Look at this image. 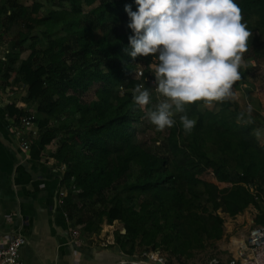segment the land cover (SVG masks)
Returning <instances> with one entry per match:
<instances>
[{"label": "trees", "instance_id": "16d2710c", "mask_svg": "<svg viewBox=\"0 0 264 264\" xmlns=\"http://www.w3.org/2000/svg\"><path fill=\"white\" fill-rule=\"evenodd\" d=\"M50 1L53 8L40 16L42 3L0 0V38L18 27L10 49L22 52L29 43L17 76L27 87V102L36 100L38 138L30 146L32 156L57 135L69 137L59 140L55 155L66 165L68 194L62 209L69 219L88 233H98L103 221H117L125 233L116 236V246L124 250L129 238L127 255H133V241L140 238L145 248L163 247L179 264H190L220 241L224 217L234 218L249 205L258 213L255 223L264 225L259 203L264 144L256 136L258 105L254 90L246 86L247 68H241L235 86L244 87L252 116L229 100L213 102L217 112L203 110L197 101L186 106L187 116L197 121L191 133L184 132L181 114L174 116L172 128L157 131L146 115L158 103L155 92L134 78L139 65L145 67L144 78L152 77L156 57L128 55L133 33L124 8L136 11L135 0H97L86 12V0ZM235 2L253 34L244 59L259 63L264 60V0ZM35 29L40 30L34 36ZM16 63V58L7 62ZM140 82L152 93L147 108L133 99ZM93 87L94 99L85 102ZM52 111L55 126L48 124Z\"/></svg>", "mask_w": 264, "mask_h": 264}, {"label": "clouds", "instance_id": "9594fccd", "mask_svg": "<svg viewBox=\"0 0 264 264\" xmlns=\"http://www.w3.org/2000/svg\"><path fill=\"white\" fill-rule=\"evenodd\" d=\"M138 8L124 11L131 51L128 55L156 57L152 64L155 91L162 99L147 111L157 131L172 128L179 116L185 133L197 121L186 114V106L197 101L222 103L235 96L234 85L246 67L244 53L252 32L243 22L235 0H135ZM135 103L147 108L152 103L150 88L137 84ZM250 114L252 105L247 109Z\"/></svg>", "mask_w": 264, "mask_h": 264}, {"label": "crops", "instance_id": "0c3cea01", "mask_svg": "<svg viewBox=\"0 0 264 264\" xmlns=\"http://www.w3.org/2000/svg\"><path fill=\"white\" fill-rule=\"evenodd\" d=\"M6 39V35L0 38V104L2 106L0 110V239L18 234L24 237L26 242L19 251L22 264H115L132 259L135 254L119 255L103 250L97 239L90 236L96 231L94 233L84 231V225H78L74 220L69 219L62 205H58V192L64 189L65 200L68 189L64 177L66 165L58 162L55 155L60 148L59 140L69 138L68 135L64 133L57 135L37 157H33L30 150L21 149L18 139L11 133L8 126L9 117H6L10 109H14L15 113L19 111L25 114L31 113L35 116V121L38 113L36 100L27 102V87L19 82L17 76L20 62L30 53L27 49L28 45L22 52L17 48L12 50L9 46L13 40ZM39 39L43 40L42 37ZM26 51L28 54L22 57ZM12 58H16L17 63L9 66L7 62ZM139 68L143 71L145 67L139 65L137 70ZM151 88L155 92V88ZM94 90L95 87L89 91H93V97L89 100L85 99L89 92L84 95L85 102L94 99ZM52 113L53 111L49 113L51 118L48 124L55 126L57 121L51 116ZM34 130L36 135L24 134L30 146L38 138L35 124ZM219 187L221 188L222 185ZM74 202L78 206L81 204L75 196ZM245 214L246 210L239 216L243 218ZM226 219L229 222L233 218L226 217ZM250 219L246 218L245 223L248 227L250 222L257 225L256 219ZM73 232L76 234L74 235ZM233 236H230L225 243L227 236L224 230L213 256L230 257V252L233 250ZM166 260L169 264H179L175 259L174 262L167 258Z\"/></svg>", "mask_w": 264, "mask_h": 264}, {"label": "rangeland", "instance_id": "374dc122", "mask_svg": "<svg viewBox=\"0 0 264 264\" xmlns=\"http://www.w3.org/2000/svg\"><path fill=\"white\" fill-rule=\"evenodd\" d=\"M39 2L42 3V9L40 10V16L45 15L46 12H48V10L53 8V4L50 0H22V3L25 6H31L32 2ZM98 1L97 0H86V6L84 8V11L86 12V10H89L93 7H95L97 5ZM18 30H20L18 27H13L10 33L6 34V38L9 40H14L16 37V33L18 32ZM39 30L40 29H35L34 31L31 32L32 35H38L39 34ZM99 34L96 33V36H98ZM6 39V40H7ZM8 42V41H7ZM29 43L25 44V47H27L26 45H28ZM28 54V52L26 51L25 53L22 54V57H25ZM245 64L247 65L246 68L248 70V74H247V83L246 86L247 88H252L254 91H252V94H254L255 96V103L257 106V111L259 113L257 120V126L258 129L256 131V136L258 135V142L260 144H264V60L260 61L259 63L255 62L252 59L249 60H245ZM138 70H142V68H139ZM234 92H235V96L232 99H229L230 102H234L239 106L240 111H244L246 114H249L247 109H248V103L245 100V91H244V87L242 85H238L237 87L234 85ZM93 91L89 92L86 96L85 99L89 100V98L93 97ZM154 98L156 101H160V99H162V97L159 96L158 93L153 94ZM198 103L200 104V107L203 110H210L213 112H217V110H219V106L214 104L213 102L211 103H206L204 101H198ZM250 116H252V113L249 114ZM262 134V135H261ZM209 178L208 175H205V179ZM221 189L225 188L221 187ZM260 194V193H259ZM261 197L259 199V203L261 205V207L264 210V193L261 192ZM249 208V209H248ZM246 209V216H243V218L241 216H236L233 219H230V221L228 222L227 219L225 220L226 217H224V230L226 231V239L224 240V242L226 243L228 241V238L230 236H235L238 237L239 235H243L244 231L247 230L248 224L245 223L247 220L246 218L249 217L253 218V220H255L256 216H257V211L256 209H253L251 207H248ZM251 220V219H250ZM249 220V221H250ZM228 223V224H227ZM123 225L118 223V222H113L112 224H107L105 221L101 224V226L99 227V231L96 234V232L94 233V235H90L91 238L95 237L97 239V242H99L101 248L107 252H111L112 254H123V255H127L126 251L129 249V247L131 246L130 244V239H124L127 243V245L125 246L124 250H121L118 248V246H116V236L119 233L123 232ZM228 231V232H227ZM92 240V239H91ZM91 242V241H90ZM220 241H217L215 244L213 245H208L206 250L204 252H202L201 254L197 255L194 259L189 260V263L192 264H200L202 262H204L207 258L212 257L215 252H216V244L219 243ZM133 254L135 255H141L142 253H144L145 251H152L149 250V248H145L142 243H140V238H136L133 241ZM163 258H167L168 260L174 262L175 258L172 257L171 255H169L166 250L163 247H159L158 248Z\"/></svg>", "mask_w": 264, "mask_h": 264}, {"label": "built area", "instance_id": "2783aa9c", "mask_svg": "<svg viewBox=\"0 0 264 264\" xmlns=\"http://www.w3.org/2000/svg\"><path fill=\"white\" fill-rule=\"evenodd\" d=\"M135 79L148 82L150 87H155V76L144 78L142 70H137ZM140 84H143L140 82ZM144 85V84H143ZM0 110L2 106L0 104ZM9 117V128L11 133L18 139L20 147L24 151H29L30 142L24 138V134L36 135L34 130L35 116L31 113H10L6 114ZM251 192L258 200L256 191L251 189ZM64 189L58 192V205L61 206L64 202ZM249 207L255 209L252 205ZM256 219V218H255ZM75 235L76 232H73ZM233 246L230 257L223 258L212 256L203 264H264V225H255L250 222L247 230L243 235L238 237L233 236ZM26 240L20 234L0 239V264H22L20 261L19 251L25 244ZM115 264H168L167 260L162 257L158 251H147L141 255H135L130 260L120 261Z\"/></svg>", "mask_w": 264, "mask_h": 264}, {"label": "water", "instance_id": "95a60500", "mask_svg": "<svg viewBox=\"0 0 264 264\" xmlns=\"http://www.w3.org/2000/svg\"><path fill=\"white\" fill-rule=\"evenodd\" d=\"M123 234L125 233V230H123V232H122Z\"/></svg>", "mask_w": 264, "mask_h": 264}]
</instances>
